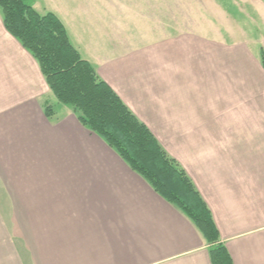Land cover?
Masks as SVG:
<instances>
[{
    "label": "crops",
    "instance_id": "crops-1",
    "mask_svg": "<svg viewBox=\"0 0 264 264\" xmlns=\"http://www.w3.org/2000/svg\"><path fill=\"white\" fill-rule=\"evenodd\" d=\"M196 44L105 57L91 40L81 56L184 169L232 263L264 264V100L233 51ZM50 92L0 12V264H212L192 220L71 107L46 115Z\"/></svg>",
    "mask_w": 264,
    "mask_h": 264
},
{
    "label": "trees",
    "instance_id": "trees-1",
    "mask_svg": "<svg viewBox=\"0 0 264 264\" xmlns=\"http://www.w3.org/2000/svg\"><path fill=\"white\" fill-rule=\"evenodd\" d=\"M28 1L0 0L3 24L37 61L57 101L71 106L80 123L192 220L208 244L212 264H233L208 206L181 165L81 56L61 19L53 12L39 13ZM260 63L264 69V49Z\"/></svg>",
    "mask_w": 264,
    "mask_h": 264
},
{
    "label": "rangeland",
    "instance_id": "rangeland-1",
    "mask_svg": "<svg viewBox=\"0 0 264 264\" xmlns=\"http://www.w3.org/2000/svg\"><path fill=\"white\" fill-rule=\"evenodd\" d=\"M28 2L39 13L53 12L65 22L72 44L85 58L89 51L86 46L91 40L95 50L105 51V57L109 52L122 50L157 49L165 53L168 43L177 41L184 46L196 47V42H201L207 50L233 51V59L230 56L223 58L224 63L233 64L227 67L228 70L232 68L233 76H238L244 84L252 81L250 78L254 75L255 103L264 100V69L260 63V51L264 49V0ZM77 39L86 43L80 45ZM94 39L105 40L110 47L102 42L95 43ZM246 67H250L252 75H247ZM49 96L47 104L51 109L56 98L51 92Z\"/></svg>",
    "mask_w": 264,
    "mask_h": 264
}]
</instances>
